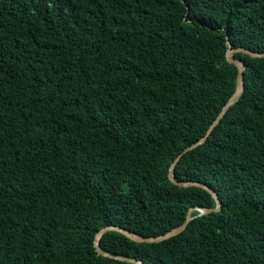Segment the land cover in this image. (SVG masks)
Instances as JSON below:
<instances>
[{
    "label": "trees",
    "instance_id": "trees-1",
    "mask_svg": "<svg viewBox=\"0 0 264 264\" xmlns=\"http://www.w3.org/2000/svg\"><path fill=\"white\" fill-rule=\"evenodd\" d=\"M264 0H0V264H264ZM158 242H136L119 226Z\"/></svg>",
    "mask_w": 264,
    "mask_h": 264
},
{
    "label": "water",
    "instance_id": "water-1",
    "mask_svg": "<svg viewBox=\"0 0 264 264\" xmlns=\"http://www.w3.org/2000/svg\"><path fill=\"white\" fill-rule=\"evenodd\" d=\"M235 52H243V53H246V54H248L249 56H252V57H264V52H252L249 49L243 48V47L229 48L226 51V59H227V61L231 62V63H234L237 66V78H236L235 90L232 93V95L229 97L227 102L223 105V107L219 111V113L216 116V118L212 121V123L210 124V126L206 130L205 134L195 144L186 147L180 154H178L177 157L172 161V163L170 164V167H169L168 177H169V179L171 181H173L174 183H176L177 185H180V186L194 185V186L201 187V188L205 189L206 191H208L215 198L216 206L214 208H203V207H200V208H198V210L200 211V214L209 212L211 210L217 211V210L220 209V201H219L216 193L210 187H208L207 185H205L204 183H201V182H197V181L178 182V181H175L173 179V169H174V166L179 161V159H180V157H181V155L183 153H185L187 150L192 149L196 145L203 143L206 140L207 136L210 134V132L216 126V124L220 121L222 116L226 113V111L230 107V105H232L234 103V101H236V99L242 93L243 86H244V78H243V69H244V67H243V65L240 63V61L238 59H235L233 57V54ZM192 210H193L192 207L188 209V211L186 213L185 220L181 224H179L178 226L166 231L163 234H160V235H157V236H152V237L139 236V235H136V234L130 232L129 230L124 229V228L119 227V226H114V225L104 226L101 229H99L97 231V233L95 234L94 246H95V248H96L98 253H100L102 255H105V256L111 257V255L101 251L99 249V247H98V242H99L100 237L103 235L104 232H106L108 230L118 231V232L122 233L123 235L127 236L128 238H130L131 240H134L136 242H158V241L165 240V239H167L169 237H172L174 235H177V234L181 233L185 229V227L187 226L189 220L191 219L190 215H191V211ZM114 258H117V259H120V260H127V261H130V262L136 263V264H142V261L136 260V259H130V258H125V257H121V256H114Z\"/></svg>",
    "mask_w": 264,
    "mask_h": 264
}]
</instances>
